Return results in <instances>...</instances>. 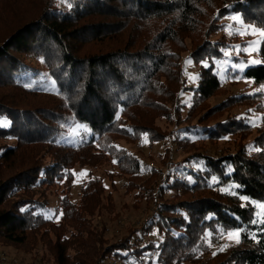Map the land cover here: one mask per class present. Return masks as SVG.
<instances>
[{
	"label": "trees",
	"instance_id": "trees-1",
	"mask_svg": "<svg viewBox=\"0 0 264 264\" xmlns=\"http://www.w3.org/2000/svg\"><path fill=\"white\" fill-rule=\"evenodd\" d=\"M230 13L262 22L264 0H0V242L34 248L27 264H264V225L250 222L258 210L238 198L264 201V120L237 119L245 115L233 110L251 106L249 93L204 106L222 88ZM186 39L197 66L191 84L180 64ZM27 56L41 58L46 75ZM232 71L264 83V62ZM188 90L186 106L180 95ZM157 118L173 122L175 138ZM76 125L81 139L63 141ZM225 137L228 146L206 150ZM143 138L150 147L171 140L184 154L144 175L139 158L116 145ZM171 152L164 150L165 166ZM105 163L116 168L106 173L111 186L126 176L135 203L151 209L112 242L105 223L93 221L112 214L111 193L92 172ZM76 166L91 170L72 200ZM231 182L241 185L237 193ZM56 185L59 204L47 217ZM237 225L246 236L220 251L221 233Z\"/></svg>",
	"mask_w": 264,
	"mask_h": 264
},
{
	"label": "rangeland",
	"instance_id": "rangeland-1",
	"mask_svg": "<svg viewBox=\"0 0 264 264\" xmlns=\"http://www.w3.org/2000/svg\"><path fill=\"white\" fill-rule=\"evenodd\" d=\"M237 13H230L223 18V21L226 23L232 24L230 17ZM228 37H230L229 47L226 48L229 53H231V58L224 57L223 62L227 65H224L222 62L219 63L220 69L222 71V88L219 89L213 96L209 97L205 101L204 106L214 105L223 99L225 96L229 94H241V93H252L254 89L259 88L264 83L255 84L252 80L243 78L239 73L237 75L228 74V70H232L230 66L232 63L237 62V60H247L251 57L259 58L257 53H239L237 55L235 49L232 46L235 45H243L245 42L255 39L254 36L249 35H239L229 34V28H226L225 32ZM187 49L182 52L180 64L182 66L183 77L186 78L187 84L193 83L197 79L196 70L197 66L193 64L191 59L188 57L189 48H191L190 39H186ZM238 58V59H235ZM234 61H233V60ZM260 59V58H259ZM27 60L32 64L33 67L37 68L42 76L47 73V69L42 59L39 57L27 56ZM229 67V69H228ZM220 71V72H221ZM234 71H232L233 73ZM235 74V73H233ZM239 77V78H237ZM188 79V80H187ZM41 83L46 82V78L40 79ZM192 93L188 90L181 93L180 98L181 102H185L186 106L191 99ZM251 106H241L234 108V112L239 115H245V111L248 110L250 113L247 114V117L256 118L255 124L257 125L261 122V114L264 115V94L258 93L253 96L251 102H249ZM186 109L184 108L183 113L185 114ZM232 112V111H231ZM226 113V111H225ZM223 113H219L218 115H222ZM216 117V116H215ZM214 117V118H215ZM154 124L159 128L161 132H165L169 139H173L176 136V127L173 122H169L165 120V118H157L154 120ZM82 130V125H76L71 129V132L64 138L63 141L76 143L81 139L80 131ZM198 137V136H197ZM196 136H192V139H196ZM228 137L223 138L217 145L206 144V150L213 152L214 150H218L223 146H228L229 144L226 142ZM171 140H166V142H156L151 147L147 144V140L143 138L141 142L136 141H127V140H118L116 145L121 147L135 156H137L140 160L141 170L144 175H146L145 169L148 166H154L161 169L163 172L167 169V167H172L173 164L179 162V160L183 156L182 150L175 149L174 145L170 143ZM166 147H170L172 152L170 158L167 161V166H165L162 162V155ZM91 170L90 167H79L76 166L74 169L75 172V184L73 185L71 198L72 200H77L79 198V188L81 186L82 180L87 178V172ZM116 171V168L113 164H103V166L99 169H92L93 174L101 175L103 177V185L106 189V192H110L112 196V201L110 202V208L112 214L103 213L101 216H95L94 223L97 225H101L100 222L105 223L106 231L104 233V238L108 241H116L121 236L127 233V230L131 227H138L143 222L147 221L150 216V210L144 201L136 204L137 197L133 196L136 192L135 189L126 191V176H116L113 180L114 187L111 186V181L108 179L106 173L110 171ZM83 173V175H81ZM52 192L49 195V208L43 213L47 217H53L55 213V207L59 204V195L61 194V186L56 185L52 187ZM258 211H261L257 208ZM223 244H235L234 241L229 240L225 235L223 237ZM39 253H41V249L45 248L44 245L41 244L36 245ZM42 247V248H41ZM35 249L30 248L29 246H18L14 247L8 244H4L0 242V264H27L31 262L32 258L30 253H32ZM34 263L39 264L38 260Z\"/></svg>",
	"mask_w": 264,
	"mask_h": 264
},
{
	"label": "snow or ice",
	"instance_id": "snow-or-ice-1",
	"mask_svg": "<svg viewBox=\"0 0 264 264\" xmlns=\"http://www.w3.org/2000/svg\"><path fill=\"white\" fill-rule=\"evenodd\" d=\"M69 6L71 7V0H68ZM232 24L229 25V34H239V35H249L256 37L255 39L249 40L245 42L243 45H235L232 46L233 49H235L237 55L239 53H257L259 54L261 52V47L264 46V21L256 23V22H249L246 23L244 20V17L242 14H234L230 17ZM223 55L226 57L231 58V53L228 51H224ZM262 61L259 58H253L250 55V58L245 60H237V62L232 63L230 66L232 67L233 71H244L247 67L253 66V65H259ZM239 78V77H237ZM258 93L264 94V85H261L259 88L254 89L252 93H249V95H256ZM237 119H242L245 121L246 124L250 126H258L255 124L256 118L253 117H238ZM260 119L264 120V117H260ZM7 126V122H0V127ZM258 151H264V149L257 148ZM83 175V173H81ZM241 185L236 184L235 182H231L229 190L233 193H237ZM242 201H244V204H242V207L252 204L254 208H258L261 211H256L254 213L253 219L250 221L252 224H259L264 225V219H260V217H264V201L260 202H253L251 198L247 196H239ZM260 234H264V226L260 227L259 229ZM222 235H226L229 240L234 241L235 243H240L241 237L246 236V231L240 227L236 226L234 229H224V232L221 233ZM256 239V237H253ZM228 247L227 244L221 246L220 251L226 250ZM216 255L217 253H213Z\"/></svg>",
	"mask_w": 264,
	"mask_h": 264
}]
</instances>
